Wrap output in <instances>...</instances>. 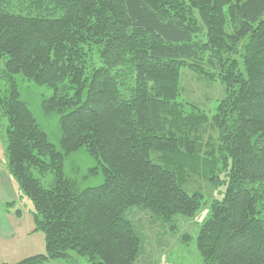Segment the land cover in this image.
Wrapping results in <instances>:
<instances>
[{
	"label": "trees",
	"instance_id": "obj_1",
	"mask_svg": "<svg viewBox=\"0 0 264 264\" xmlns=\"http://www.w3.org/2000/svg\"><path fill=\"white\" fill-rule=\"evenodd\" d=\"M0 59L9 169L46 237L45 255L18 264H138L125 212L171 222L203 205V264H264V0H0ZM183 69L222 85L214 113L184 99ZM18 75L52 90L43 110L60 115L62 151ZM82 148L103 168L99 187L64 174ZM195 176L219 197L189 191Z\"/></svg>",
	"mask_w": 264,
	"mask_h": 264
},
{
	"label": "rangeland",
	"instance_id": "obj_2",
	"mask_svg": "<svg viewBox=\"0 0 264 264\" xmlns=\"http://www.w3.org/2000/svg\"><path fill=\"white\" fill-rule=\"evenodd\" d=\"M6 59H0V69L5 68ZM0 70V71H1ZM183 97L195 103L208 113H214L215 106L224 96V89L217 82H208L196 74L182 70ZM20 97L25 102L40 128L58 151H62L60 115H47L43 102L52 97V90L38 86L22 76H16ZM5 83L0 80V91ZM5 119L0 120V264H18L23 260L46 254V237L36 231V210L32 201L23 193L18 181L11 174L7 155ZM216 139V132L208 129L205 141ZM64 174L77 183L80 190L99 187L104 183L102 166L85 148L69 154L64 163ZM39 177V176H38ZM50 174L45 180L49 183ZM189 191H202L208 201L219 197L215 187L202 176L188 181ZM206 200V202H208ZM140 209V211H139ZM210 214V207L203 205L195 217L176 216L171 222L149 210L136 207L124 213L141 239L138 264H203L198 249L201 227ZM48 264H87L84 258L56 260Z\"/></svg>",
	"mask_w": 264,
	"mask_h": 264
},
{
	"label": "bare ground",
	"instance_id": "obj_3",
	"mask_svg": "<svg viewBox=\"0 0 264 264\" xmlns=\"http://www.w3.org/2000/svg\"><path fill=\"white\" fill-rule=\"evenodd\" d=\"M138 260V259H137Z\"/></svg>",
	"mask_w": 264,
	"mask_h": 264
}]
</instances>
